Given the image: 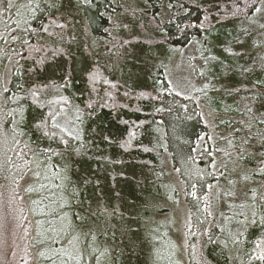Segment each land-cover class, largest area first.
I'll return each instance as SVG.
<instances>
[{"label":"trees","instance_id":"1","mask_svg":"<svg viewBox=\"0 0 264 264\" xmlns=\"http://www.w3.org/2000/svg\"><path fill=\"white\" fill-rule=\"evenodd\" d=\"M263 3L43 0L29 25L19 31L8 57L12 95L28 97L22 106L23 144L34 149L53 143L33 129V118L41 110L38 104L51 102L47 110H54L56 117L73 106L83 113L80 140L52 129L57 136L53 148L59 155L36 158L23 148L28 155L19 157L22 164L37 159L39 167L58 178L53 192L65 204L69 228L83 230L78 240L69 242L79 260L70 264H156L163 223L179 196L169 191L168 163L178 176L188 209V264H236L235 247L222 233L213 193L226 171L221 160L227 156L237 160L239 151L219 152L214 143L202 142L205 137L216 140L217 133L213 138L201 115L200 94L186 97L172 91L164 67L173 48L243 19ZM11 5V0H0L3 15L8 11L16 15ZM69 65L74 69L71 78L57 70ZM251 89L264 94V84L252 83ZM31 92H37L35 100ZM60 137L68 141V148L59 143ZM260 153L261 159L252 161L257 170L250 168L254 175L249 179L260 183L255 202L261 220L264 144ZM6 156L0 152L3 167L8 165ZM5 180L13 179L0 174V186ZM19 182L14 180L12 186ZM35 257L33 262L40 264L41 255L37 261ZM261 257L264 228L259 226L244 258L246 264H264ZM62 262L69 264L66 258Z\"/></svg>","mask_w":264,"mask_h":264},{"label":"rangeland","instance_id":"2","mask_svg":"<svg viewBox=\"0 0 264 264\" xmlns=\"http://www.w3.org/2000/svg\"><path fill=\"white\" fill-rule=\"evenodd\" d=\"M41 2L43 0H11L10 9L14 8L16 13L13 16L12 11L3 15L4 10L0 9V152H7L5 163L8 164L3 167L0 161V174L13 179L5 180L0 186V264H35L32 259L36 255L37 261L39 254L43 259L40 264H64L65 258L68 262H79L75 254L72 255L75 249L69 242L73 238L78 240L83 230L69 228L65 204L53 192L58 178L39 167L37 159L19 163V157L25 153L21 151L25 144L20 135L25 111L23 100L19 105L16 103L21 96L12 95L8 52ZM262 26L264 3L241 20L230 21L221 29L173 48L164 67L172 91L186 97L200 94L201 115L213 138L217 133L216 140L204 136L202 142L214 143L219 152L239 151L237 160L228 156L221 160L226 171L213 193L221 212L222 233L227 244L235 247L236 264H246L244 250L260 226L251 223L253 219L260 221L259 205L255 202L260 183L257 178L251 182L249 176L254 175L251 169L257 170L252 161L256 163L261 159L260 147L264 144V94L251 89L252 83L264 84ZM213 56L217 59H210ZM257 99L262 102H256ZM77 109L75 106L65 109L56 117V122L80 140L83 113ZM162 148L166 153L167 149ZM244 156L247 160L242 162L240 159ZM163 159L168 162L166 156ZM167 170L169 191L172 196L177 191L179 196L174 198L176 206L171 216L163 223L155 252L156 264H188V209L178 176L169 163ZM17 179L20 182L12 186Z\"/></svg>","mask_w":264,"mask_h":264},{"label":"snow or ice","instance_id":"3","mask_svg":"<svg viewBox=\"0 0 264 264\" xmlns=\"http://www.w3.org/2000/svg\"><path fill=\"white\" fill-rule=\"evenodd\" d=\"M207 19L208 17L205 16V20ZM45 31H47V29H45ZM210 59L215 60L217 59V57L213 56ZM57 70L62 71L69 78H71L72 72L74 71V69H72L70 65L63 67L62 69H57ZM30 96L32 97L33 100H35L37 98V92H31ZM27 99L28 97H20L17 99L16 103L19 105L20 100H27ZM50 103L51 102H49L48 104H44L43 106L39 104L37 105V108H40L41 110L33 118V129L35 132L40 134V137L47 138L48 140L55 143L57 141V136H56V133L52 131V129H59L61 132L66 131V129L61 128L60 124L56 122V112L54 110H47L50 108ZM65 104H67V101H65ZM88 107L91 108L92 105H88ZM76 111L79 112V109H77ZM76 118L80 119L79 115H77ZM72 138L76 139L77 137L74 136ZM105 139H107V137H105ZM53 143L45 144L43 147L38 146L34 149L31 148L30 145L25 143L24 149H28V152H31L32 155L35 157L43 156L46 158H50V155H59V153L54 151ZM59 143L62 144L64 148L69 147L68 141L64 140L63 137L59 138ZM21 151H23V149ZM28 152H25L24 154L27 156ZM251 223L253 225H256L257 223H259V225L262 228H264V219H261L259 222L256 219H253ZM261 258L264 259V257H261Z\"/></svg>","mask_w":264,"mask_h":264}]
</instances>
